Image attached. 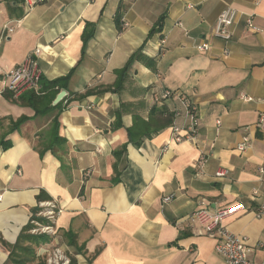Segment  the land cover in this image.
<instances>
[{
    "label": "crops",
    "instance_id": "0c3cea01",
    "mask_svg": "<svg viewBox=\"0 0 264 264\" xmlns=\"http://www.w3.org/2000/svg\"><path fill=\"white\" fill-rule=\"evenodd\" d=\"M226 7L236 10L228 40L214 35ZM35 48L40 82L66 77L50 89L53 100L65 95L48 112L4 88L5 73ZM133 53L117 84L116 70ZM164 90L172 95L163 98ZM180 94L197 106L196 143L172 139L173 122L181 133L189 124ZM260 113L264 0H0V264L45 262L37 250L49 246L71 264H226L215 238L189 218L200 200L211 210L246 205L225 224L247 236L248 257L259 264ZM219 168L225 176H215ZM50 201L56 234L13 250Z\"/></svg>",
    "mask_w": 264,
    "mask_h": 264
},
{
    "label": "built area",
    "instance_id": "2783aa9c",
    "mask_svg": "<svg viewBox=\"0 0 264 264\" xmlns=\"http://www.w3.org/2000/svg\"><path fill=\"white\" fill-rule=\"evenodd\" d=\"M236 17V10L232 7L224 8L217 16L216 24L214 27V35L228 40L231 37V26ZM249 27L254 31H259V28L248 22ZM209 48L207 42H202L197 45V49L205 51ZM40 53V48H35L34 51L28 54L24 61L18 66L11 68L5 73L4 76V88L12 93L13 96L27 92L34 91L35 93H41V71L38 65L37 56ZM172 95L170 90H164L162 97L166 98ZM240 97L243 100H252V97L248 94L242 93ZM179 98L185 106V112L189 117V124L185 127L184 133H181V128L174 122L172 124V139L175 141L187 140L192 143H196L199 135V117L198 110L195 103L191 102L187 97L180 94ZM179 113L176 112V115ZM218 122V121H217ZM257 127L264 131V114L260 113L256 123ZM248 138L244 137L243 141L238 144L239 150H244ZM203 157L199 159V172H202ZM227 173L225 168H219L215 172L216 177H223ZM251 196L253 199L260 197L258 188H253ZM172 195H166L163 197V202H168ZM264 198V192H263ZM41 209L37 212V215H43L48 220V223H42L37 220H31L34 224L30 228L31 233L47 234L54 236L57 229L54 225V219L58 209L53 202H41ZM246 208L243 202H238L226 207L211 210L204 200H200L195 210L190 214V220L195 221L200 230L215 238V251L220 254L226 264H255L250 261L248 253L250 248L247 244V236L232 232L225 224V219L231 215H234ZM255 215L260 217L264 215V203H261L255 210ZM264 247V246H263ZM44 256L46 264H71V258L69 254L59 246H53L51 248L41 247L39 250ZM259 264H264V256Z\"/></svg>",
    "mask_w": 264,
    "mask_h": 264
},
{
    "label": "trees",
    "instance_id": "16d2710c",
    "mask_svg": "<svg viewBox=\"0 0 264 264\" xmlns=\"http://www.w3.org/2000/svg\"><path fill=\"white\" fill-rule=\"evenodd\" d=\"M86 36H84L85 38ZM138 57V54L133 53L129 59L127 60V62L125 63V65L116 70V74H117V79H116V83L118 84V82L121 81V79L126 75L127 69L128 67L131 65V63L133 62V60ZM66 77H60V78H55L52 79L50 81H43L41 82V93L37 94L34 91H27L21 95L18 96V98H27V100L29 101L30 105H32L34 107L35 112H40V111H44V112H48L49 110H55L59 107L60 105V101L54 105H51V102L54 98L55 92H49L50 89L54 88V87H58L61 83V81L63 79H65ZM11 93V92H10ZM12 94V93H11ZM39 105H44V107L42 109H40L38 106ZM154 110V108H153ZM167 117L165 120L166 124H169L172 121V113L166 112ZM158 129V128H157ZM156 129V130H157ZM132 139V137H131ZM42 223H48V220L44 217H37V216H33L32 220H36ZM33 226V224L31 222H29L23 229L22 231L19 233V235L17 236V240L15 242V244L12 246V249H16V250H23V249H29L28 247H24L21 246V243H23L24 241H29V242H34V243H39V242H44L48 240V235L47 234H31L29 232L30 228ZM12 250V251H13ZM12 254V252H11ZM17 264H20L19 261L17 260ZM39 264H46L45 262L40 261Z\"/></svg>",
    "mask_w": 264,
    "mask_h": 264
},
{
    "label": "rangeland",
    "instance_id": "374dc122",
    "mask_svg": "<svg viewBox=\"0 0 264 264\" xmlns=\"http://www.w3.org/2000/svg\"><path fill=\"white\" fill-rule=\"evenodd\" d=\"M38 214V213H37ZM38 216H43V215H38ZM33 224V223H32ZM33 226H34V224H33ZM30 232V231H29ZM31 233V232H30ZM31 234H33V233H31ZM34 234H37V233H34ZM49 248H51L50 246H49ZM39 250L40 249H38L37 250V252H38V254L40 255V256H43L41 253H39ZM30 255V254H29ZM36 257V256H35ZM44 257V256H43ZM42 257V258H43ZM5 264H17L16 262H11V261H7ZM24 264H38V259H35L34 261H31V260H29V261H27L26 263H24Z\"/></svg>",
    "mask_w": 264,
    "mask_h": 264
},
{
    "label": "water",
    "instance_id": "95a60500",
    "mask_svg": "<svg viewBox=\"0 0 264 264\" xmlns=\"http://www.w3.org/2000/svg\"><path fill=\"white\" fill-rule=\"evenodd\" d=\"M65 95V91L62 90L60 93L57 94V96L55 97V99L53 100V105L58 103Z\"/></svg>",
    "mask_w": 264,
    "mask_h": 264
}]
</instances>
